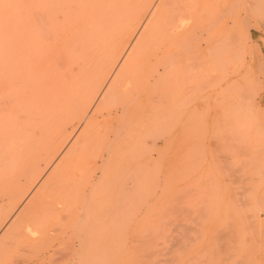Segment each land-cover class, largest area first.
Instances as JSON below:
<instances>
[{"label":"rangeland","instance_id":"rangeland-1","mask_svg":"<svg viewBox=\"0 0 264 264\" xmlns=\"http://www.w3.org/2000/svg\"><path fill=\"white\" fill-rule=\"evenodd\" d=\"M27 1L0 0V44H10L15 11L23 15ZM260 1L166 0L164 13L153 18L150 34L121 64L90 118L85 119L86 103L100 86L110 33L93 32L64 50L67 65L62 55L64 66L54 62L60 74L57 81L49 77L53 87L42 73L46 83L35 77L39 87L33 85L45 95L34 86L38 93H30H50L59 107L33 114L38 121L43 117L42 125L32 121V113L28 121L16 117L44 125L48 137L66 131L62 156L56 174L40 187L51 170L33 174V162L45 155L51 137L31 140L23 151L15 140H0V233L8 228L0 234V264H264ZM130 2H124V19L136 7L137 0ZM183 19L186 48L181 35L173 34ZM5 57L1 66L13 60ZM8 66L0 74L12 73ZM25 123H16L19 130L2 123L0 134L18 136ZM20 175L28 180L24 194Z\"/></svg>","mask_w":264,"mask_h":264},{"label":"bare ground","instance_id":"bare-ground-1","mask_svg":"<svg viewBox=\"0 0 264 264\" xmlns=\"http://www.w3.org/2000/svg\"><path fill=\"white\" fill-rule=\"evenodd\" d=\"M125 1L126 0H28L26 5H25V8L22 10V11H24L23 15H20L18 13L20 10H16L15 14H14V22H13V27H12L13 29L11 31V36H10V41H9L10 44L8 42H7L8 44H6V43L0 44V51H2L3 48L8 49V50L5 49V51L1 52V54L3 56L0 54V57H1L0 61L2 58L4 59V57H5L4 54H6V57H5L6 59L9 55L13 57L14 61L12 60V62H9L10 64L15 62V64L12 65V68H11L9 63L8 64L10 67L7 64H5L6 66H8L7 70H9V68H10V70L13 69L12 73L10 72L8 74L9 71L4 72L5 69L1 68L4 70L3 71L4 74L1 71V74H0V76H1L0 77L1 78L0 79V121H2V122H0L1 123L0 125H2V123L6 124V125L11 124L12 119L14 117V114H16V113L17 114L15 115V117L20 114L21 116H23V118L26 119L29 117V115L31 113H32V115L37 114L36 117H38V116L40 117L39 113L41 115H43L46 112V110L50 111V109H51V110L56 111L57 108L59 107L57 100H55V99L52 100V98H50V97H52L50 93H49L50 96L48 95L49 98L48 97L46 98V96H44L45 95L44 89H45L46 84L42 86L43 88L41 87L42 90H44L42 92V91H40L41 89L37 88V87H39V85H37V82L40 81V83L44 84L48 80H51L54 75H56L55 78L57 77V79L55 81H57L60 73H58V71H55L56 68H55L54 62L56 61L55 62L56 64L58 62L61 65V62L63 61L62 64H66V63H64V61H65L63 58L64 55H62V54L65 53L67 51V49L72 48L76 43H79L81 41V39L85 38L86 36L90 35L93 32H95V33L96 32L97 33L107 32V33H110V40L111 41L109 44L110 45L109 46V52H108L109 55H106V58H104V59H106V63L108 64L107 60L109 58L110 65L108 67V65L106 66V63L102 61V63H101L102 67H100V69L102 68L103 70L100 71L101 73L99 72L100 76H101V79L99 78L101 81L100 80L99 81L101 83L98 80H96V79H98L99 74L97 75L95 73V75H97V78L96 79L94 78V80L99 82L100 86L98 87V89H96L97 90L96 93H95V87H93V92H94L93 94L94 95L91 94L92 90L90 93L92 95L91 98H93V99L90 98V102L86 103L85 119L90 118L94 114V112L96 111L97 101L112 89V87H113L112 84L114 82V79L117 77V74L121 68V64L127 59V57L130 55V53L133 51V49L136 48L137 46H139L140 44H142L145 41V38L150 34L149 31H150V29L153 28L152 27L153 23L151 21L154 19L156 20L162 11H163L162 13H164L165 9L162 10L160 8H164L163 5H165L164 3L166 0H137L136 7L134 8L133 12L129 15L128 19H124L125 17L122 15L123 14V5H124ZM128 1L133 2L134 0H128ZM2 3H3V1H2ZM263 3H264V0H261L260 3L258 4V6H261ZM2 9H4V8H2ZM158 10H159V12H158ZM156 13H158V14H156ZM182 13L185 14L184 11ZM17 14H19V16ZM154 17H156V18H154ZM186 17H187V15H186ZM185 20H188V19H185ZM173 27L175 29V25ZM173 27H172V30H173ZM178 27L181 28V31L176 32V29H175L174 31L176 33H173L174 35H176V34L181 35V33H183V31H185L184 19H183V21L178 23ZM178 33H180V34H178ZM177 35L175 37H177ZM179 37H180V45L183 48H186L185 45L187 44L188 39L186 40V38L182 35ZM9 48L11 51L9 50ZM64 50H66V51H64ZM61 55H62V58L60 60L59 58L61 57ZM10 56L8 57L7 61H9V59L11 61L12 57H10ZM56 59H58V61ZM163 61H166V60H164V58H163L161 62H163ZM4 62H5V60L4 61L2 60L0 62V64L1 63L3 64ZM5 65H2V66L5 68ZM50 65H52L51 66L52 68L49 67ZM2 66L0 65V67H2ZM61 66H64V65H61ZM103 66H105L104 68H107V69H104ZM161 66H162V64H161ZM165 66L163 64V66H162L163 69L161 70V72L164 71ZM43 67L47 68L44 70V71H46V73H44V74L42 71L44 69ZM49 68L51 71L54 68L51 73H49L50 70H49V72L47 71ZM57 70H58V67H57ZM54 71L57 72V74L54 73ZM67 71H70L69 75L72 74L71 68H68ZM67 71L64 74L68 75ZM155 72H156V70L154 71V73ZM158 72L159 71L157 69V72H156L157 76L160 74ZM5 73H7V74H5ZM41 73H42V75H45V76H42L40 78L42 79V78L46 77L45 78L47 80L46 82L39 79V76H41ZM47 73H49L50 76ZM2 74L5 75L6 78L8 77L7 80L10 83V85L12 84V86L8 85L9 83L7 82L6 78L3 77ZM10 74H12V77ZM7 75H10V76H7ZM69 75H68V77H69ZM73 76H74V74H73ZM152 76H156V75L154 74V75H151V77ZM35 77L38 78V81H35L36 80ZM49 77H52V78H49ZM32 78H34V79H32ZM153 78H155V77H153ZM2 80L5 81L4 83H7V84H5L7 86V88L4 86V83ZM30 81H35V82H30ZM51 81H48L47 83L49 85H52V87H53V84ZM55 81L53 79V82H55ZM49 82H51V84ZM30 83L32 86L31 85L29 86ZM33 84H35L37 87L34 86ZM8 86L10 87L9 89H8ZM33 86H34V88H33ZM52 87L49 89L50 92H52ZM32 88L33 89L37 88L35 90L36 91L39 90L41 93H43L44 98H43V96H41L42 95L41 93H39L40 95L37 94L39 98H36L37 95L31 94L32 92L35 94L39 92V91L35 92V90H33ZM30 90L31 91L33 90V91L30 93ZM31 95H34V97ZM40 97H42V98L40 99ZM33 98H35L36 101L39 100V102L34 101L36 104L32 103L34 100ZM30 99L32 101H30ZM40 100H45V101L44 102L42 101L43 102V104H42V102H40ZM49 100L52 102L50 103ZM45 102H46V105L49 104L50 106L47 105L44 108ZM39 104L43 106L42 109L44 110V112L42 109H39V110L36 109V106H37V108L42 107V106H39ZM51 104H53L54 107ZM46 107H48V109ZM16 109L19 110V112L17 111L16 113H14ZM92 109H93V111H92ZM31 110H36V111L31 112ZM17 118L18 117H16V119H14V120L18 121V122L16 121V123L19 124L20 128H22L24 126V124H22V123H24V122L27 123V121H28L27 119H26L27 121H25V120L22 121V120H20L21 118L20 119L18 118L19 120ZM33 118L30 117L29 119H33L32 121H35V122L37 121L40 125H42L41 123H43V121L41 122L40 119L42 120L43 117L39 119V121L41 123L38 121V118L36 120L34 115H33ZM32 121H31V124L32 123L34 124V122H32ZM16 123H15V121H13L12 124L17 125ZM29 123H27L26 125H28V127H33L34 134L31 133L30 128L28 129V127L25 126L24 132L22 131V133H20V131H18V132L16 131L17 134L16 133L15 134L18 136H15L13 134L14 137H12V135L9 133H6L4 135L0 134V140L2 139V137H3L2 141L5 140V142H7V141L13 142L15 140L17 147L23 151L24 149H28V145H30V144L32 145L31 140H33V144H34V143H37L38 140L43 139L42 138L43 136L48 137L47 135L43 134L45 132L44 127H43L44 125L40 127V125L37 126L34 124V126H32L33 124L29 125ZM8 125H7V127L4 125V127H6V128L12 127V126H10V125L8 126ZM21 125H23V126H21ZM19 126L17 125V127H16L17 130L20 129ZM2 127H0L1 130L6 129V128H4V127L2 128ZM14 129H15V127L12 130H14ZM36 130L38 133L36 132ZM54 132H52L54 134L52 137L49 134V136L51 137V140L49 139L50 137H48L50 142L48 139L44 138V139L48 140L46 142L47 143L49 142L48 144H50L46 148L47 151L45 150L46 151L45 155L43 153H42L43 155L38 154L39 155L38 158H36L37 157V155H36L35 161L33 162V167H32V173L33 174L40 169L42 170V168H43V170L44 169L45 170H47V169L51 170V171L49 170L50 171L49 174L47 171L48 175H46V176L44 175V177H46V178L43 177L44 180L40 181V182H42L40 187H44L45 185H48L51 178L56 174L57 168H58V165L60 162V156H62L61 155L62 154L61 142H62V139L64 138L63 135H64V133H66V131L61 132L58 129L57 131L55 130ZM43 143H45V142L43 141ZM37 146H39V145H37ZM43 148L44 147H42L40 150H38V153L40 151L44 152ZM19 153L21 154L23 152H19ZM43 173L44 172H42V174ZM16 179L18 181L24 180V187H23V189H24L26 183H28L27 177L25 175H23V176L20 175V176L16 177ZM36 183H37V180H36L35 184ZM19 185H20V187L23 186L22 183L21 184L19 183ZM37 186H39V185H37ZM27 187H28V185H27ZM34 188H35V186H34ZM26 192L27 191L25 190V192H23V194ZM24 196L21 199H23ZM11 214H10V216H11ZM13 216L16 218L15 215H13ZM178 217H179V215H178ZM10 220H11V218H10ZM171 220H174V219H171ZM1 222H3V221H1ZM8 222L10 223L11 221H8V219H7V224H8ZM165 224L168 225V223H165ZM2 225H4V224H2ZM6 226L9 227L10 225L8 224ZM186 228L187 227H185V229ZM7 229L8 228L3 230V233H5L7 231ZM175 231H176V228H175ZM221 234H223V233H221ZM216 236H217V234H216ZM217 238H219V237H217ZM189 241H191V239ZM180 248H182V247H180ZM151 249H152V247H150V251H151ZM159 252H158L159 254L157 256H159L161 254V251H159ZM166 253H168V252H166ZM151 254H152V256H154L153 253H151ZM155 254H157V252ZM221 256H222V254H221ZM175 259H173V260H175ZM167 261H168V259H167Z\"/></svg>","mask_w":264,"mask_h":264}]
</instances>
